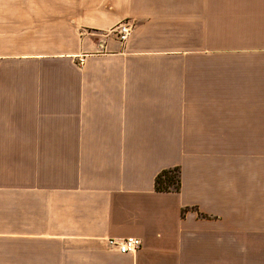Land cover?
I'll return each mask as SVG.
<instances>
[{
    "label": "crops",
    "instance_id": "1",
    "mask_svg": "<svg viewBox=\"0 0 264 264\" xmlns=\"http://www.w3.org/2000/svg\"><path fill=\"white\" fill-rule=\"evenodd\" d=\"M0 264H264V0H0Z\"/></svg>",
    "mask_w": 264,
    "mask_h": 264
},
{
    "label": "built area",
    "instance_id": "2",
    "mask_svg": "<svg viewBox=\"0 0 264 264\" xmlns=\"http://www.w3.org/2000/svg\"><path fill=\"white\" fill-rule=\"evenodd\" d=\"M131 31V25L127 22H121L112 28L109 32L114 33L119 41H124ZM107 244L116 247L121 252H135L141 245V240L136 236H125L123 238H109Z\"/></svg>",
    "mask_w": 264,
    "mask_h": 264
},
{
    "label": "trees",
    "instance_id": "3",
    "mask_svg": "<svg viewBox=\"0 0 264 264\" xmlns=\"http://www.w3.org/2000/svg\"><path fill=\"white\" fill-rule=\"evenodd\" d=\"M180 186L179 169L177 167L161 170L155 177L156 191H178Z\"/></svg>",
    "mask_w": 264,
    "mask_h": 264
},
{
    "label": "rangeland",
    "instance_id": "4",
    "mask_svg": "<svg viewBox=\"0 0 264 264\" xmlns=\"http://www.w3.org/2000/svg\"><path fill=\"white\" fill-rule=\"evenodd\" d=\"M113 28H114V27H113ZM111 29H112V28H111ZM111 29H110V30H111ZM110 30H109V31H110Z\"/></svg>",
    "mask_w": 264,
    "mask_h": 264
}]
</instances>
